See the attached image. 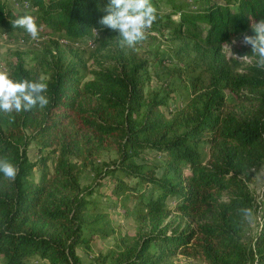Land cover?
<instances>
[{"label":"trees","instance_id":"1","mask_svg":"<svg viewBox=\"0 0 264 264\" xmlns=\"http://www.w3.org/2000/svg\"><path fill=\"white\" fill-rule=\"evenodd\" d=\"M26 1L32 10L0 0V28L28 35L12 21L30 14L54 45L28 58L15 51L9 73L14 81L47 83L50 103L30 112L0 111V159L19 168L15 180L0 173L1 264H84L76 248L89 242L86 232L104 216L92 198L94 185L80 183L85 169L95 184L107 177L113 194L124 190L137 199L136 231L96 254L97 264H176L179 254L205 264H264V190L257 198L248 186L264 165V69L253 61L238 70L221 52L264 19V0H196L194 9L187 0H167L173 12L152 0L153 25L168 31L179 63L163 90L148 88L159 45L121 48L118 33L99 23L109 0ZM93 28L100 35L90 54L54 41ZM177 82L184 103L166 112ZM32 142L35 160L27 152ZM147 150L160 154L157 163L136 159ZM109 152L115 156L105 159ZM249 207L263 216L247 242L240 209Z\"/></svg>","mask_w":264,"mask_h":264},{"label":"rangeland","instance_id":"2","mask_svg":"<svg viewBox=\"0 0 264 264\" xmlns=\"http://www.w3.org/2000/svg\"><path fill=\"white\" fill-rule=\"evenodd\" d=\"M187 1L190 8H196V0ZM7 3L14 9L32 10L33 8L29 1L26 0H8ZM159 7V9L164 12H173L171 3L167 0H160ZM173 16L177 19L179 14L173 13ZM196 26L198 32L205 35L207 29L206 23L199 20L197 21ZM157 28L158 25H152L151 29L147 31V33L153 35L152 39L146 37L144 41L138 43V46H140L139 49L149 47L150 43L151 46L159 45L160 48L159 53L161 60L151 68V81L148 85V88L150 87L151 89L167 87V83L172 79L170 72L179 65L174 52L171 50L169 39L166 37L168 31H165V35H163L161 31L157 30ZM245 34L249 36L256 35L252 27H250L247 32L237 35L230 42L224 43L221 50L224 58L231 64H235L238 70L245 64L251 63L256 59L252 54L251 45L244 43L243 37ZM99 35V30L93 28L90 34L76 38L68 37L64 34H58L54 41H57V43L63 48L71 46L84 50L87 54H90L98 43L97 36ZM44 45H54L53 39L44 30L39 32L38 39L33 40L29 35L21 33L16 29L0 28V71L9 72V63L15 56V51H22L28 58L35 52H38ZM244 56H247V58L240 60V58ZM231 57L237 58L239 62L237 64L233 63ZM91 61V57L88 58L87 64L89 67L94 64ZM87 76H90L89 72H87ZM172 84L173 82L171 81V85ZM176 84L178 88L172 92L174 98H170L168 103L163 107L166 112L178 108L184 103L183 96L185 90L182 89V86H179L181 83L177 82ZM27 152L30 160H35L39 155L37 146L34 142L29 144ZM114 156V152H109L104 155V158L107 159ZM158 156H160V154L155 153L154 150H147L142 157L138 156L136 159L139 161L146 160L148 162L157 163ZM49 165L52 167V162H50ZM34 176L35 178L38 176L37 169L34 170ZM108 180L109 179L105 177L101 179L102 185L95 184V177L90 169H85L80 178L81 184L94 185L96 192L92 194V198L98 201L99 212L104 215L103 219L96 224V226H98L97 228L91 227V229L86 232V235L90 237L89 242L86 244H79L76 248V251L80 255L84 264H97L94 259L96 254L99 252H105L106 249L113 246L117 237L120 235L127 232L132 234L136 231V222L133 219V209L137 199L124 190L119 194H113L111 188L112 183H109ZM125 180L131 184L134 182L135 178L126 176ZM248 186L257 198H262V192L264 190V165L258 166L254 169V177L248 181ZM138 189L142 190V187L138 186ZM144 195H148L147 190L144 192ZM173 204L174 200L171 199L169 205L173 206ZM262 216L261 211L254 212V220L251 223H248L244 233L245 241L249 242L252 236L256 234L261 226ZM108 230L110 233L107 236L104 235L103 232ZM2 261L3 258L0 256V264ZM175 262L176 264H205L191 256H184L181 254L175 257Z\"/></svg>","mask_w":264,"mask_h":264},{"label":"clouds","instance_id":"3","mask_svg":"<svg viewBox=\"0 0 264 264\" xmlns=\"http://www.w3.org/2000/svg\"><path fill=\"white\" fill-rule=\"evenodd\" d=\"M99 23L118 33L120 47L135 48L146 39V33L157 20V9L152 0H109ZM13 28H23L31 39L39 38L40 29L35 17L24 14L12 21ZM256 33L255 36L244 35L243 40L251 45L255 64L264 69V19L251 24ZM235 58V57H234ZM241 57L240 60L246 59ZM48 85L41 81L22 79L14 81L9 72L0 71V111L4 113L30 112L37 106L45 108L49 103V97L45 94ZM19 172L18 166L7 159H0V173L9 180H15ZM242 219L251 223L254 220L252 208H241Z\"/></svg>","mask_w":264,"mask_h":264}]
</instances>
